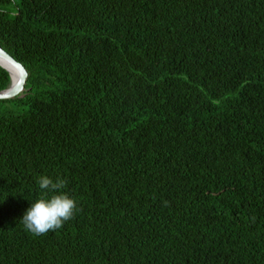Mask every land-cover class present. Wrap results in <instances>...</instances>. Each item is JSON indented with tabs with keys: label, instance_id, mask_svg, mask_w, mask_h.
Wrapping results in <instances>:
<instances>
[{
	"label": "trees",
	"instance_id": "16d2710c",
	"mask_svg": "<svg viewBox=\"0 0 264 264\" xmlns=\"http://www.w3.org/2000/svg\"><path fill=\"white\" fill-rule=\"evenodd\" d=\"M0 46V264H264V0H0Z\"/></svg>",
	"mask_w": 264,
	"mask_h": 264
},
{
	"label": "clouds",
	"instance_id": "9594fccd",
	"mask_svg": "<svg viewBox=\"0 0 264 264\" xmlns=\"http://www.w3.org/2000/svg\"><path fill=\"white\" fill-rule=\"evenodd\" d=\"M38 183L40 189L53 194L47 197L45 193V196L32 203L21 220L27 231L34 235H43L61 228L64 222L74 217L78 209L75 199L60 191L66 186V180L41 176Z\"/></svg>",
	"mask_w": 264,
	"mask_h": 264
},
{
	"label": "water",
	"instance_id": "95a60500",
	"mask_svg": "<svg viewBox=\"0 0 264 264\" xmlns=\"http://www.w3.org/2000/svg\"><path fill=\"white\" fill-rule=\"evenodd\" d=\"M0 65L7 69L11 76L10 85L0 91V100L12 99L21 96L25 91V85L28 78V71L22 63L16 60L10 53L0 46ZM12 70L17 72L19 79L17 83L13 82Z\"/></svg>",
	"mask_w": 264,
	"mask_h": 264
},
{
	"label": "bare ground",
	"instance_id": "6f19581e",
	"mask_svg": "<svg viewBox=\"0 0 264 264\" xmlns=\"http://www.w3.org/2000/svg\"><path fill=\"white\" fill-rule=\"evenodd\" d=\"M12 78H13V82L17 83L18 79H19V75L17 72L12 70Z\"/></svg>",
	"mask_w": 264,
	"mask_h": 264
}]
</instances>
